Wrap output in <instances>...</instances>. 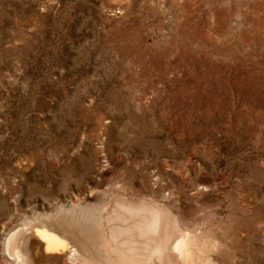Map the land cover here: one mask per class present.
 I'll return each instance as SVG.
<instances>
[{
	"label": "rangeland",
	"instance_id": "374dc122",
	"mask_svg": "<svg viewBox=\"0 0 264 264\" xmlns=\"http://www.w3.org/2000/svg\"><path fill=\"white\" fill-rule=\"evenodd\" d=\"M151 198L264 262V0H0V264Z\"/></svg>",
	"mask_w": 264,
	"mask_h": 264
},
{
	"label": "bare ground",
	"instance_id": "6f19581e",
	"mask_svg": "<svg viewBox=\"0 0 264 264\" xmlns=\"http://www.w3.org/2000/svg\"><path fill=\"white\" fill-rule=\"evenodd\" d=\"M151 199L149 202L124 201L123 214L117 213L110 219L105 209L106 221L100 218L91 225L33 217L34 220L15 225L5 240L6 252L12 264H206L211 262L207 251L226 242L217 250L221 256L219 264H257L237 255L243 235L237 240L233 236L220 239L210 247L209 240L204 241L195 232L185 230L170 210ZM259 220L262 224L257 227L264 235V216ZM254 229L248 227L245 232L253 234Z\"/></svg>",
	"mask_w": 264,
	"mask_h": 264
}]
</instances>
